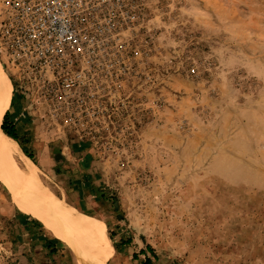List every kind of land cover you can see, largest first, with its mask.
Returning a JSON list of instances; mask_svg holds the SVG:
<instances>
[{"label": "rangeland", "instance_id": "obj_1", "mask_svg": "<svg viewBox=\"0 0 264 264\" xmlns=\"http://www.w3.org/2000/svg\"><path fill=\"white\" fill-rule=\"evenodd\" d=\"M76 4L86 84L56 96L0 43L8 124L43 183L104 223L103 264H264V0ZM26 210L0 180V264H87Z\"/></svg>", "mask_w": 264, "mask_h": 264}, {"label": "built area", "instance_id": "obj_2", "mask_svg": "<svg viewBox=\"0 0 264 264\" xmlns=\"http://www.w3.org/2000/svg\"><path fill=\"white\" fill-rule=\"evenodd\" d=\"M4 4L0 43L15 69L36 72L35 82L56 94L86 84L91 40L73 25L71 7L76 0H4Z\"/></svg>", "mask_w": 264, "mask_h": 264}, {"label": "bare ground", "instance_id": "obj_3", "mask_svg": "<svg viewBox=\"0 0 264 264\" xmlns=\"http://www.w3.org/2000/svg\"><path fill=\"white\" fill-rule=\"evenodd\" d=\"M11 100V86L0 64V180L18 205L37 212L47 227L70 241L83 262L103 264L114 251L104 223L81 214L58 192L46 186L39 167L23 153L17 141L2 130ZM5 163L9 170L5 169Z\"/></svg>", "mask_w": 264, "mask_h": 264}, {"label": "trees", "instance_id": "obj_4", "mask_svg": "<svg viewBox=\"0 0 264 264\" xmlns=\"http://www.w3.org/2000/svg\"><path fill=\"white\" fill-rule=\"evenodd\" d=\"M8 119H9V113L5 114L4 123H3V125H1L2 126L1 128L7 135H9L10 137H12L15 140H18V136H17V134L15 132V128H14L13 124H8L9 123ZM21 217L25 220V225L28 226L27 225V223H28L27 222L28 221L27 220V216L24 215V216H21ZM148 249L153 254V257L155 259H157L158 256L155 253V251L151 247H149ZM141 253L145 254V251H142ZM134 259L137 260V256H134ZM141 264H154V262H153V260L151 258L148 257Z\"/></svg>", "mask_w": 264, "mask_h": 264}, {"label": "crops", "instance_id": "obj_5", "mask_svg": "<svg viewBox=\"0 0 264 264\" xmlns=\"http://www.w3.org/2000/svg\"><path fill=\"white\" fill-rule=\"evenodd\" d=\"M11 105V104H10ZM10 108V107H9ZM8 112V111H7ZM6 112V113H7ZM5 116V115H4ZM4 119V118H3ZM22 207V206H21ZM23 209H27L26 211H27V213H32V212H34L33 210H31V209H29V208H25V207H22Z\"/></svg>", "mask_w": 264, "mask_h": 264}]
</instances>
